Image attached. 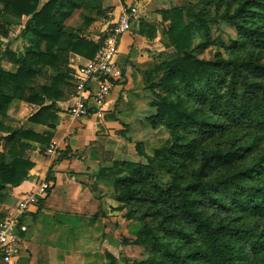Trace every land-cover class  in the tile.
<instances>
[{
  "label": "trees",
  "instance_id": "trees-1",
  "mask_svg": "<svg viewBox=\"0 0 264 264\" xmlns=\"http://www.w3.org/2000/svg\"><path fill=\"white\" fill-rule=\"evenodd\" d=\"M252 6H257L259 12L253 11ZM192 7L189 4L159 11L161 43L174 48L177 55L164 61V68L156 69L165 73L160 79L161 92L154 91L157 113L152 118L153 126L164 125L169 131L155 156L172 155L174 163L166 166L169 172L174 171L176 162L195 159L194 178L184 184L170 181L169 194L156 199L160 205L154 212L172 222L162 228L163 235L152 234L146 239L138 234L134 239L121 237L120 242L151 245L150 255L136 264H264V154L251 165L236 169L233 165L244 154L241 147L217 141L191 155L190 144L179 141L182 131L211 135L245 124L264 133V0H242L232 13L225 11L220 15L229 24H237V19L251 22L248 30L237 24L238 32L254 40L258 48L247 57L225 58L219 52L212 59L199 57L197 50L204 43L195 46L193 37L197 33L207 36L209 28L204 15ZM76 9H81V21L66 24ZM103 13L101 0H0V34H7L6 19L12 18L18 26L16 35L25 42L22 54L10 49L2 53L18 64V69L15 73L0 69V114L16 98L39 106L30 120L44 123L53 119V104L43 102L60 98L62 86L68 87L70 80L74 81V71L66 68L70 52L93 58L99 39L94 41L80 33L91 24L94 15ZM155 32L154 25L140 21V35L151 39ZM40 73L44 83L35 84ZM0 131V144L7 148V152H0V203H4L10 201L4 190L18 185L33 166L22 157L28 145L21 139L35 136L1 125ZM135 150L154 160L141 143L135 144ZM124 165L131 166L114 161L111 167L99 169L97 178L113 180L128 189L149 174H144L139 166H132L133 172H124ZM229 168L235 171L227 173ZM222 169L226 170L221 174ZM133 195L124 191L118 193L117 199L128 201ZM227 197L232 200L227 201ZM236 207L251 215L252 224L235 223ZM4 216L0 211V218ZM147 233L144 230L143 234Z\"/></svg>",
  "mask_w": 264,
  "mask_h": 264
},
{
  "label": "crops",
  "instance_id": "crops-1",
  "mask_svg": "<svg viewBox=\"0 0 264 264\" xmlns=\"http://www.w3.org/2000/svg\"><path fill=\"white\" fill-rule=\"evenodd\" d=\"M44 1L46 0H42ZM161 1L101 0L104 12L109 9L116 12L122 4H137L145 11L161 9L165 6ZM80 12L81 9H76L65 23L70 24L68 20L76 14L80 17ZM103 15L104 13L94 15L91 24L80 35L97 41L98 34L94 36L93 30L96 26L100 28L103 25ZM145 18L149 23L153 21V15ZM6 21L9 22L7 34H0V69L15 73L18 64L8 60L2 53L10 49L22 54L25 42L16 35L18 26L12 22V18ZM139 24V20L133 21L131 29L119 39L117 59L123 72V84H115L111 89L102 119L87 117L75 120L68 115L67 108L72 103V79L68 87L62 86L63 95L60 98L44 100L43 105L53 104L50 109L53 119L47 120L49 122L30 120L29 117L39 106L16 98L9 102L6 112L0 114L1 126L20 128L35 136L21 139L28 145L22 157L31 161L33 166L18 185L4 190L10 196L11 204H7L2 212L5 215L9 213L18 196L31 192L35 184L44 177L51 183L46 196L32 208L26 219L27 231L22 235L23 248L12 264H67L71 258L76 259L75 245L68 247V241L81 239V233L87 232L86 226L82 224L86 212L84 210L95 206L96 200L92 197L98 190L99 182L105 180L97 178L99 169L111 167L114 161L127 160L122 158L123 153L128 151V143H125L122 131L123 123H126L123 119L127 117V106H124L127 104L126 94H134L142 89L141 72L159 44L156 38L149 39L140 35ZM85 60L87 59L70 52L66 68L70 72L74 71L75 75L78 65ZM42 83L44 81L40 73L35 78V84ZM1 136L0 131V143ZM49 146H53V154L46 153ZM2 151L7 152V148L0 144V152ZM49 216L57 219L61 225L48 226L46 228L50 230L47 232L44 223ZM81 262L80 258L78 263Z\"/></svg>",
  "mask_w": 264,
  "mask_h": 264
},
{
  "label": "rangeland",
  "instance_id": "rangeland-1",
  "mask_svg": "<svg viewBox=\"0 0 264 264\" xmlns=\"http://www.w3.org/2000/svg\"><path fill=\"white\" fill-rule=\"evenodd\" d=\"M240 1L242 0H162L161 2L164 3L162 5H165L163 7L167 8L190 4L195 12L204 15L209 34L207 36H202L200 33L195 34L193 43L195 46L204 43L202 48L197 50V55L205 59H212L217 52L225 58L229 56L247 57L258 49L254 40L238 32L237 24L248 30L251 25L250 21L237 19V24H229L220 18V15L225 11L232 13L239 6ZM163 7L161 9H167ZM161 9L145 11L141 8L140 10L143 13L140 15L139 21L149 22L145 16L153 15V21L150 23L155 26L156 32L151 39H158L159 44L153 50L154 54L150 60L145 62L147 66L141 72L142 89L134 94L131 92L126 94L127 104L124 106H127L125 108L127 117L123 119L126 123H123L122 126L123 136L127 141L125 143H128L126 144L128 151L124 152L122 157L127 160L121 162L131 164V166L124 165L122 171L133 172L139 166L142 167L144 174L146 172L149 174L146 175L145 180L128 189L115 184L113 180L99 182L98 190L92 197L96 200L94 201L95 206L84 210L86 212L82 224L86 226L87 232L81 233V239H69L70 242L68 241V247L75 245L74 251L77 252L75 257L77 260L71 258L67 264H79L80 258L81 264H136L137 261L146 259L151 253L150 244L123 245L120 238L134 239L138 234H142L144 238L150 239L152 234L163 235L162 228L171 225L172 222L154 212V208L160 205L156 199L169 194L170 181L176 180L184 184L194 178L195 159L186 161V163L176 162L174 171L169 172L166 166L174 163L172 155L169 153L167 156H155L154 154L155 150L169 137V131L164 125L153 126L152 117L157 113L155 105L157 98L154 91L161 92L160 79L165 73V70L156 69L157 67L164 68V61L171 60L177 55L174 48L165 47L161 43L163 34L161 15L159 14ZM252 10L259 12L260 9L257 6H252ZM112 11L114 10L110 9L107 12ZM107 12L102 17L104 22L101 25L102 28L96 26L93 30L94 36L98 34L97 40L108 21ZM68 21L71 25H76L81 21V18L79 14H76ZM179 141L190 144L191 155H196L198 150L217 141H220L222 145L232 144L234 147H241L244 149V154L237 164L233 165L232 168L236 169L251 165L254 159L264 154V133L246 124L244 127L230 126L211 135L202 134L196 130L182 131ZM136 143H141L145 153L153 157L154 160L151 161L147 156L139 155L135 150ZM132 166L135 167L133 170ZM262 167H264V163H262ZM224 170L226 169L220 171L221 174ZM234 171L231 168L227 169V173ZM124 191H131L134 193L133 197L128 201L118 200V193ZM135 191L138 192L135 193ZM170 194L173 197L176 196L175 192H170ZM240 197L243 199L244 195ZM226 199L227 201L232 200L230 197ZM7 204H11V202L2 203L0 211H4ZM146 211H148V215H145ZM233 217H236L235 223L240 226L252 224L253 221L248 212L241 211L237 207ZM49 218L44 223L47 232L50 226L59 227V224L61 225L57 219L51 216ZM48 226L49 228H46ZM144 230L148 233L143 234Z\"/></svg>",
  "mask_w": 264,
  "mask_h": 264
},
{
  "label": "built area",
  "instance_id": "built-area-1",
  "mask_svg": "<svg viewBox=\"0 0 264 264\" xmlns=\"http://www.w3.org/2000/svg\"><path fill=\"white\" fill-rule=\"evenodd\" d=\"M140 10L136 4H122L116 12L108 13L95 55L77 67L71 90L72 103L67 108L72 119L104 117L111 89L121 83L123 77L117 59L119 39L131 29L133 21L139 19L143 13ZM46 153L53 154V146H49ZM50 186V181L44 177L31 192L19 195L13 209L0 218V264H12L20 254L22 235L27 231L26 219Z\"/></svg>",
  "mask_w": 264,
  "mask_h": 264
}]
</instances>
